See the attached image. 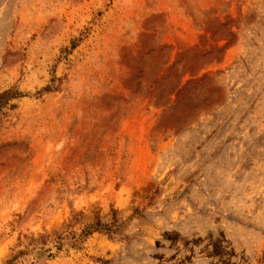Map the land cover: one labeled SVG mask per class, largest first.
Here are the masks:
<instances>
[{"label": "rangeland", "instance_id": "1", "mask_svg": "<svg viewBox=\"0 0 264 264\" xmlns=\"http://www.w3.org/2000/svg\"><path fill=\"white\" fill-rule=\"evenodd\" d=\"M11 86L0 264H264V0H0Z\"/></svg>", "mask_w": 264, "mask_h": 264}, {"label": "trees", "instance_id": "2", "mask_svg": "<svg viewBox=\"0 0 264 264\" xmlns=\"http://www.w3.org/2000/svg\"><path fill=\"white\" fill-rule=\"evenodd\" d=\"M56 78L52 77L50 82L45 85L40 91L37 92V94H40L41 92H48L53 89H55V86L53 85V82ZM24 94L15 86H11L9 88L0 89V114L3 113L4 109H9L13 108L14 104H12L10 101L15 98H19L23 96ZM113 223H105L101 221L98 217H95V219L84 226L78 236L72 235L73 241L72 243L74 244L75 242H79L83 240L85 237L91 235L94 232H103L108 235H112L114 233H119V231L116 229V226ZM61 239L64 237H60ZM61 244L57 246V249H60ZM13 258L10 260H7L5 264H11Z\"/></svg>", "mask_w": 264, "mask_h": 264}]
</instances>
